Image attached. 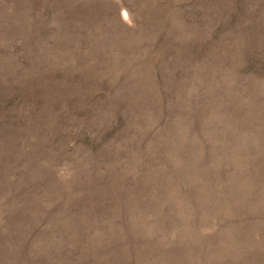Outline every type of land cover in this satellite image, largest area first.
I'll return each mask as SVG.
<instances>
[{
    "label": "rangeland",
    "instance_id": "obj_1",
    "mask_svg": "<svg viewBox=\"0 0 264 264\" xmlns=\"http://www.w3.org/2000/svg\"><path fill=\"white\" fill-rule=\"evenodd\" d=\"M0 264H264V0H0Z\"/></svg>",
    "mask_w": 264,
    "mask_h": 264
}]
</instances>
